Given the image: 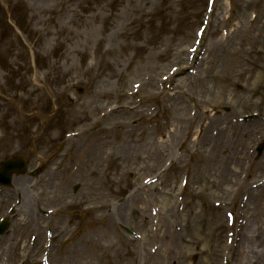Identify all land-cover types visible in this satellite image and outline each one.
<instances>
[{
  "label": "rangeland",
  "instance_id": "obj_1",
  "mask_svg": "<svg viewBox=\"0 0 264 264\" xmlns=\"http://www.w3.org/2000/svg\"><path fill=\"white\" fill-rule=\"evenodd\" d=\"M224 56L244 74L232 75ZM198 105L212 136L225 129L217 120L226 125L217 159L193 140ZM176 126L177 141H164ZM96 132L106 151L79 162ZM258 144L264 0H0V162H28L0 188V218L10 222L0 264H264ZM40 210H54L51 223Z\"/></svg>",
  "mask_w": 264,
  "mask_h": 264
},
{
  "label": "bare ground",
  "instance_id": "obj_2",
  "mask_svg": "<svg viewBox=\"0 0 264 264\" xmlns=\"http://www.w3.org/2000/svg\"><path fill=\"white\" fill-rule=\"evenodd\" d=\"M256 18H257V15H254L252 20H251L252 23L250 26H258V24L256 22ZM238 35H239V39L248 40L247 39L248 38L247 32L245 29L239 28L238 29ZM238 35H236L235 37H237ZM221 43H222V40H217V41H214L213 43H211V45L209 46V50H208V56H210L212 58V55H215L214 51L219 50L218 48L222 46ZM198 54H199V52H198ZM234 56H235L234 60L239 63V59H240L239 55L237 54ZM227 58H226V56L223 57V59H224L223 62H226V65H228ZM237 62H235L234 65L229 63V65L227 67L228 71L232 75H235V76L244 74V70H245L244 68L237 65ZM182 64L184 65V62H182ZM215 66H217V65H215ZM178 70H176V72H175L176 76L178 75V72H177ZM139 71H140V67L136 68L135 74H138ZM181 71H184V68L181 67ZM249 76L252 79H255V77H256L255 75H249ZM144 82H145V84H147L149 82V79L145 80V78H144ZM150 83L151 82H149L148 84H150ZM141 86H142V83H137V88L139 89L138 91H140ZM198 109L202 112L203 118H202V120H200V122L197 123L199 125V130L192 133L193 140L198 141L200 146H202L201 152L203 153L204 156H212V157H215V159H217L221 156L222 152L225 151V149H228V146H229L228 136L225 133V130L227 129L226 125L221 120H217L216 124H218L220 127L224 126L225 129L224 130L223 129L218 130L216 136L215 137L212 136L209 133V131L207 129V124H206V121H209V117H210L208 110L202 105H198ZM133 112L141 114L140 109L137 111H133ZM180 121L182 124L187 123L188 129H191V126L189 124L192 125L194 123V122H190L189 120L187 122V120H184V119H180ZM188 129H187V133L189 135ZM181 130H182L181 127L176 126L175 132L172 133L171 136L168 135L167 141H170V144L177 141ZM198 132H199V136H198ZM101 136H102L101 132L94 133L90 138V141L88 143L87 148L83 149L82 151L76 152V156H77V159H79V162L87 156L94 158L96 156H101L102 154H104V152L106 151L103 148L105 145V141H102ZM166 143L163 144L164 147L166 146ZM234 151H235V149H233V152ZM17 186H19V185H17ZM249 190L251 191V187L249 188ZM250 191L248 192V195L250 194ZM257 194H258V190L253 191L251 194V198L254 199V201L251 203L252 208H257V205H258L257 202L258 201H255V198L258 196Z\"/></svg>",
  "mask_w": 264,
  "mask_h": 264
},
{
  "label": "water",
  "instance_id": "obj_3",
  "mask_svg": "<svg viewBox=\"0 0 264 264\" xmlns=\"http://www.w3.org/2000/svg\"><path fill=\"white\" fill-rule=\"evenodd\" d=\"M24 171L23 163L16 161H9L2 164V169L0 171V184H9V176L12 172L20 174Z\"/></svg>",
  "mask_w": 264,
  "mask_h": 264
}]
</instances>
